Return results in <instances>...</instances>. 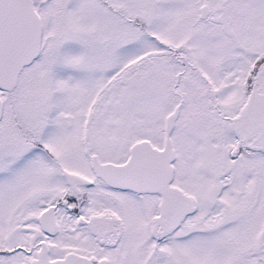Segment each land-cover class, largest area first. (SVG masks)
Here are the masks:
<instances>
[{"label": "snow or ice", "instance_id": "1", "mask_svg": "<svg viewBox=\"0 0 264 264\" xmlns=\"http://www.w3.org/2000/svg\"><path fill=\"white\" fill-rule=\"evenodd\" d=\"M0 264H264V0H0Z\"/></svg>", "mask_w": 264, "mask_h": 264}]
</instances>
